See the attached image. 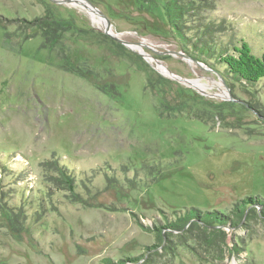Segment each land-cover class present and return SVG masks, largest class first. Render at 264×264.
I'll return each mask as SVG.
<instances>
[{
    "label": "rangeland",
    "instance_id": "obj_1",
    "mask_svg": "<svg viewBox=\"0 0 264 264\" xmlns=\"http://www.w3.org/2000/svg\"><path fill=\"white\" fill-rule=\"evenodd\" d=\"M89 1L143 52L80 5L0 0V264H264V80L236 82L216 54L204 61L190 48L231 50L245 37L261 54L264 0H194L182 19L189 39L152 1ZM48 14L65 27L53 48L26 37ZM56 158L74 192L45 173ZM246 196L260 203L237 221ZM187 210L235 222L214 224L223 242L193 230L171 249L154 247L157 230L139 223Z\"/></svg>",
    "mask_w": 264,
    "mask_h": 264
},
{
    "label": "trees",
    "instance_id": "obj_2",
    "mask_svg": "<svg viewBox=\"0 0 264 264\" xmlns=\"http://www.w3.org/2000/svg\"><path fill=\"white\" fill-rule=\"evenodd\" d=\"M144 1H152V3L160 5L167 18V23L170 25V31L175 33L176 37H186L189 39L188 37L190 36L181 32L182 28L186 25V23H182V19L185 13L195 11V9L199 7V5H193L194 0H190L191 4L188 2L182 3L181 0ZM28 23L33 30L26 34V37H33L39 34L43 38L42 45L48 46L49 48H53L58 43L61 30L65 29L63 22L55 19L52 14L35 18ZM190 48L197 49L199 53L198 55H194L190 52L191 56L194 55L204 61H207L204 56L210 58L211 54H216L218 62L223 64L226 71L236 82L252 85L260 80H264V52L257 55L245 37H242L237 42L232 43L231 50L222 49L216 51L208 43H190ZM44 163L45 173L48 175L50 180L55 182L56 186L65 187L74 192L76 182L75 178L71 176L72 169L69 166L60 163L57 158L56 160H47ZM259 200V198L254 196H246L242 200L243 204L237 205L235 208V217L238 218L237 221L247 218V215L251 213L250 211L249 213L244 210L247 207L246 205L259 204ZM258 215L260 218L264 219V208L259 211ZM162 221H164V224L160 226H157L154 223L146 226L141 222L139 223L144 228L152 229V227H154L155 230H157L159 244H154V247L158 246L164 249H171L168 245L170 241H173L176 236L178 238L188 239L187 235L191 234L193 230H199L200 233L197 234V236L203 237L207 232H212L213 236L216 237L212 240L213 242H223L225 240L224 232L221 228L215 227L214 224H227L232 226L235 222V218L225 217L221 215V213L218 214L216 212L200 213L196 210H187L182 214H176V216H173L172 219L164 216ZM209 244L213 245L214 243L210 242ZM130 259L135 261L137 258Z\"/></svg>",
    "mask_w": 264,
    "mask_h": 264
},
{
    "label": "water",
    "instance_id": "obj_3",
    "mask_svg": "<svg viewBox=\"0 0 264 264\" xmlns=\"http://www.w3.org/2000/svg\"><path fill=\"white\" fill-rule=\"evenodd\" d=\"M52 1H56V0H52ZM60 2H66V3H72V4H77V5H80V6H83L85 8H87L88 10H91V11H95L98 16L100 18H102L104 20V29L103 31L109 35L112 39H114L115 41L121 43L122 45L130 48L133 50L132 48V45H138V44H141L142 42H130V41H126V40H123L121 38H119L118 36L116 35H113L109 32V29H110V23L108 21V19L106 18V16L102 13L101 10H99L96 6H94L89 0H60ZM173 53V52H172ZM180 54L184 59H186L187 61H192V62H195L196 64L200 65V62L196 59V58H193L191 56H188L186 55L185 53H182V52H174V54ZM143 55V54H142ZM156 63L159 62V60L155 59ZM168 76L170 78H173L179 82H183V83H187L195 88H197L196 86L192 85L191 83H189L190 79H185V78H182L180 76H178L177 74L173 73L172 71H170L168 69ZM197 90H199V92L203 93L201 91V89L197 88Z\"/></svg>",
    "mask_w": 264,
    "mask_h": 264
},
{
    "label": "bare ground",
    "instance_id": "obj_4",
    "mask_svg": "<svg viewBox=\"0 0 264 264\" xmlns=\"http://www.w3.org/2000/svg\"><path fill=\"white\" fill-rule=\"evenodd\" d=\"M80 7H81L83 10H86V11L88 12L89 16L91 17V19L93 20V22H94L95 24H97L98 27H100L101 29H104V20H103L102 18H100V17L98 16V14H97L95 11L88 10L87 8H85V7H83V6H80ZM111 30H112V29L110 28V29H109V32H110L111 34L117 36V34L113 33ZM132 47L135 48V49H137V50H139V51H142V52H143V50H142V48L139 46V44H138V45H132ZM152 60H153V59H152ZM156 65H157V68L160 69L161 71H163V72H165V73H166V71H167V74H166V75H168V70H167V68H166V66H165L164 64H162L161 62H158ZM189 83H191L192 85H194V86L197 87V85H196L192 80H190ZM217 83H218V82H217ZM217 83H216V84H217ZM204 84H206V83H204ZM206 85H209V84H206ZM199 86H200L199 88L202 90L203 88H202L201 86H203V85H202V84H199ZM197 88H198V87H197ZM221 89H222V88H221Z\"/></svg>",
    "mask_w": 264,
    "mask_h": 264
}]
</instances>
